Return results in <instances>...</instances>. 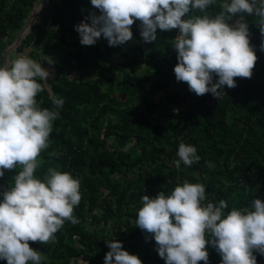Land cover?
Here are the masks:
<instances>
[{
    "label": "trees",
    "instance_id": "trees-1",
    "mask_svg": "<svg viewBox=\"0 0 264 264\" xmlns=\"http://www.w3.org/2000/svg\"><path fill=\"white\" fill-rule=\"evenodd\" d=\"M43 1L0 0V44ZM53 3L58 7L50 24L35 22L21 45L31 58L45 55L52 62L43 64L53 76L37 101L52 108L50 93L64 100L36 174L42 177L49 167L71 173L80 180L81 201L73 211L77 224L65 221L46 244L29 241L44 254L42 264H103L105 241L112 239L142 264H165L135 217L143 194L155 197L183 180L205 184L208 199L225 200L226 211L264 201V51L254 16L245 17L258 57L252 76L234 78L236 87L224 86L218 100L176 81L171 46L178 30L158 29L153 43H144L136 21L125 44L112 47L101 37L84 46L74 26L98 10L90 0ZM180 142L194 145L200 160L175 167ZM16 172L5 170L0 192ZM207 247L209 264H220V255ZM254 254L264 264V255Z\"/></svg>",
    "mask_w": 264,
    "mask_h": 264
},
{
    "label": "clouds",
    "instance_id": "clouds-1",
    "mask_svg": "<svg viewBox=\"0 0 264 264\" xmlns=\"http://www.w3.org/2000/svg\"><path fill=\"white\" fill-rule=\"evenodd\" d=\"M94 9L74 30L79 42L92 46L103 37L109 46L133 38L138 21L144 43H153L157 30H178L172 40L177 82H186L197 96L220 99L224 86L236 87L234 78H251L258 59L250 43L246 16H254L264 51V0H90ZM219 6L214 14L212 6ZM235 18V19H234ZM26 53L0 63V177L16 169L6 190L0 192V260L6 264H42L44 254L29 241L48 243L65 221L77 224L74 207L81 201L80 180L49 167L36 174L40 153L49 147L53 123L64 100L49 95L52 108L36 97L52 76ZM215 78V79H214ZM175 167L200 160L197 148L180 142ZM228 209L225 200L208 199L201 182L183 180L155 197L142 195L135 226L151 234L165 264H209L208 247L220 255V264H257L254 252L264 255V201L253 199L243 208ZM148 237H146V240ZM109 251L103 264H142L122 242L105 241Z\"/></svg>",
    "mask_w": 264,
    "mask_h": 264
},
{
    "label": "rangeland",
    "instance_id": "rangeland-1",
    "mask_svg": "<svg viewBox=\"0 0 264 264\" xmlns=\"http://www.w3.org/2000/svg\"><path fill=\"white\" fill-rule=\"evenodd\" d=\"M53 1L54 0H52V3L51 0H49V2L43 1L38 3V16L36 15L35 22L44 23L48 21L50 24V22L52 21V15L55 12V9H57L58 7V3H53ZM27 26L28 23L22 29L16 30L13 36H10L6 39V41L0 44V63L15 58L16 54L18 53L28 54L29 50H25L21 46L22 42H20L21 34L25 31V28H27ZM48 70L50 71V73H52L50 69Z\"/></svg>",
    "mask_w": 264,
    "mask_h": 264
},
{
    "label": "water",
    "instance_id": "water-1",
    "mask_svg": "<svg viewBox=\"0 0 264 264\" xmlns=\"http://www.w3.org/2000/svg\"><path fill=\"white\" fill-rule=\"evenodd\" d=\"M45 1L49 2V0H45ZM37 10H38V7L36 6L34 8V10L31 12L30 17H29V21H28V26H27V28H25V31L22 32L20 42H22L25 39V37L30 33L32 26L35 23Z\"/></svg>",
    "mask_w": 264,
    "mask_h": 264
},
{
    "label": "crops",
    "instance_id": "crops-1",
    "mask_svg": "<svg viewBox=\"0 0 264 264\" xmlns=\"http://www.w3.org/2000/svg\"><path fill=\"white\" fill-rule=\"evenodd\" d=\"M37 13H38V10H37ZM37 16H38V14H37Z\"/></svg>",
    "mask_w": 264,
    "mask_h": 264
}]
</instances>
